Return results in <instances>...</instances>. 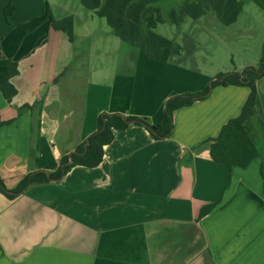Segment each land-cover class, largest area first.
Here are the masks:
<instances>
[{"label":"crops","instance_id":"1","mask_svg":"<svg viewBox=\"0 0 264 264\" xmlns=\"http://www.w3.org/2000/svg\"><path fill=\"white\" fill-rule=\"evenodd\" d=\"M7 2L0 0V81L7 63L17 64L9 78L16 94L7 102L0 91V123L7 122L0 180L9 190L26 175L55 171L96 130L101 113L159 124L169 98L200 92L216 78L187 66L180 46L148 60L95 33L93 23L54 16L46 0H12L6 20ZM68 16L72 41L51 26ZM262 81L255 119L246 123L255 146L264 142L250 127L264 129ZM249 93L215 86L174 112L168 138L155 140L136 125L113 130L96 168L73 167L13 200L0 193V264H264V150L256 147L244 169L210 157L212 141Z\"/></svg>","mask_w":264,"mask_h":264},{"label":"trees","instance_id":"2","mask_svg":"<svg viewBox=\"0 0 264 264\" xmlns=\"http://www.w3.org/2000/svg\"><path fill=\"white\" fill-rule=\"evenodd\" d=\"M163 1L167 0H80V4L98 18L104 19L113 35L121 42L138 49L146 59L153 61L159 60L164 51L173 54H178L180 51L177 44L154 32L158 25L167 22L179 26L184 17L196 21L211 14L222 25L230 26L237 21L244 5L242 0H177V8L172 9L167 18H164L160 8L156 6ZM250 1L260 9H264V0ZM13 12L12 0H8L4 8L5 19L7 20ZM51 26L54 30L63 31L72 41V16L60 20L52 19ZM16 74L17 64L7 63L6 72L0 81V91L7 102H10L16 94V90L9 82V78ZM262 78H264V45H262V53L256 67L247 68L241 73L218 74L212 83L200 92L169 98L159 124H150L145 118L101 113L96 119V130L78 145L73 153L63 156L55 171L50 173L38 171L26 175L12 190L6 188L0 180V193L8 200H13L31 186L60 180L73 167L96 168L102 162L104 146L110 144L114 138L113 130L122 131L130 125H136L145 128L155 140L168 138L173 129L174 112L205 99L211 89L218 85L247 87L250 90L239 116L229 120L222 127L210 146V157L214 162L222 163L228 169L233 166L244 169L258 154L246 123L255 119L256 83ZM6 124L7 122L0 123V126ZM212 207L202 209L200 217L209 213Z\"/></svg>","mask_w":264,"mask_h":264},{"label":"rangeland","instance_id":"3","mask_svg":"<svg viewBox=\"0 0 264 264\" xmlns=\"http://www.w3.org/2000/svg\"><path fill=\"white\" fill-rule=\"evenodd\" d=\"M46 1L54 16L64 12L75 15L76 20L95 24L93 26L95 33L112 35V41L119 43L121 50L134 49L115 37L104 19L83 8L80 0ZM242 2L245 14L235 25L224 26L213 15L207 14L196 21L184 17V21L179 26L167 22L160 24L154 32L180 46V53L188 60L186 65L191 68L197 67L204 72L213 73V76L231 72L241 73L247 68L257 66L264 45V9H260L250 0H242ZM156 6L160 8L162 16L167 18L169 12L178 5L177 0H167L157 3ZM77 28L79 29L78 25ZM85 45L92 53L93 45L91 43ZM88 61L93 66L94 62H99L98 55L93 59L89 58ZM84 77V73L78 74V79L82 80ZM260 93L261 97L264 96V81L260 84ZM250 127L254 135L264 133V129H261L257 122H253ZM256 147L264 150L262 148L264 142L257 139Z\"/></svg>","mask_w":264,"mask_h":264}]
</instances>
